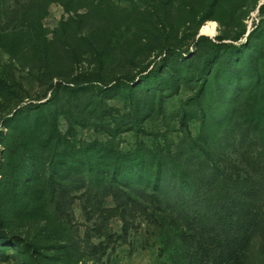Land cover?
<instances>
[{"label":"rangeland","instance_id":"rangeland-1","mask_svg":"<svg viewBox=\"0 0 264 264\" xmlns=\"http://www.w3.org/2000/svg\"><path fill=\"white\" fill-rule=\"evenodd\" d=\"M246 117L264 129V0H0V264L199 260L183 238L199 207L167 205L152 228L147 210L121 214L111 195L95 206L80 190L59 213L42 162L55 157L61 179L119 147L139 156L131 182L151 189L158 157L197 144L231 154L219 135L235 139ZM32 172L43 198L24 196ZM252 202L242 264H264V192Z\"/></svg>","mask_w":264,"mask_h":264},{"label":"trees","instance_id":"trees-1","mask_svg":"<svg viewBox=\"0 0 264 264\" xmlns=\"http://www.w3.org/2000/svg\"><path fill=\"white\" fill-rule=\"evenodd\" d=\"M215 38L221 40L219 36ZM217 47L219 43H213L212 48ZM51 93L55 96V91ZM234 123L231 129L235 130V139L224 133L219 135L223 142L235 140L231 154L217 155L204 144H197L198 148H193L197 155H161L156 161L151 189L131 182L132 178H141L135 167L125 166L127 161L139 157L136 152L108 147L94 158L82 155L81 168L66 169L61 179L54 177L60 168L55 157L43 161V165L48 164L43 194L49 193L48 206L59 213L72 196L70 191L81 190V196L95 206L105 195H111L121 214L130 213L134 207L147 210V224L152 228L167 205L182 212L199 207L201 214L197 211L187 223L183 238L196 248L200 254L195 253V258L200 259L192 260L191 255L183 252V262L176 260L174 264H242L244 242L255 227L252 201L258 190L264 192V129L255 118L246 117ZM219 136L212 139L216 141ZM34 175L32 172L24 185L28 199L37 192L42 194L33 187ZM161 183L167 188L165 193L159 190ZM43 194L37 199L43 198ZM173 204L176 205L172 207Z\"/></svg>","mask_w":264,"mask_h":264},{"label":"bare ground","instance_id":"bare-ground-1","mask_svg":"<svg viewBox=\"0 0 264 264\" xmlns=\"http://www.w3.org/2000/svg\"><path fill=\"white\" fill-rule=\"evenodd\" d=\"M210 31H211V27L208 26V24L202 26V28H201V32H202V33H208V32H210Z\"/></svg>","mask_w":264,"mask_h":264},{"label":"water","instance_id":"water-1","mask_svg":"<svg viewBox=\"0 0 264 264\" xmlns=\"http://www.w3.org/2000/svg\"><path fill=\"white\" fill-rule=\"evenodd\" d=\"M202 34V33H201Z\"/></svg>","mask_w":264,"mask_h":264}]
</instances>
